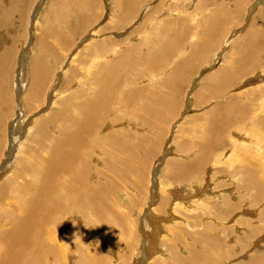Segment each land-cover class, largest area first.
<instances>
[{
	"label": "bare ground",
	"instance_id": "obj_1",
	"mask_svg": "<svg viewBox=\"0 0 264 264\" xmlns=\"http://www.w3.org/2000/svg\"><path fill=\"white\" fill-rule=\"evenodd\" d=\"M43 1L39 0V4L38 0L33 1V4L38 6L32 9L27 32H24L28 40H25L20 50L16 49L12 56V53L8 52L12 45H8L11 37L8 25H13V19L21 8L19 6L21 0H0V66L6 64L9 59L13 60L10 77L13 75L14 64L21 50L25 49L23 53L21 52L24 60H27L26 53L28 56L33 52V46L31 49L28 48V41H31L29 39L33 41L36 21L41 17L42 8L44 9L49 2ZM91 1L53 0L52 5L57 8L56 14L45 13L44 17L53 18V23H57L66 16L70 18L76 10L65 13L66 8L69 11L70 7L77 8L80 2L82 11L85 10L86 13ZM107 1L112 3V0ZM113 1L115 2V8L112 9L113 17L109 13L106 15L109 16V20L112 18L111 22L106 20L100 30L95 28L105 20L104 15L99 23L88 29L92 30L88 32V36L82 37L77 43L74 42L76 44L74 47L71 46L66 55L69 60L72 59V63L66 64L62 71L70 67L64 78V85L69 80L67 78H70L68 76L73 77V80L75 78L78 84L67 87L66 91L62 90V87L58 88L59 90L55 92L53 100H58L61 108L51 114L54 102L50 99L49 104L52 105L48 104L50 110L44 115L41 114L47 105L42 112H38L39 104L35 106L34 102L38 103L41 88L38 86V75L33 73L35 77L31 79L30 76L29 91L25 100L28 108H36L35 113H38L36 115L34 113L27 120L30 121V126L26 136L13 138L14 133H10L9 140L5 142L4 139L3 142L1 140L4 149L0 145V264H264V75L255 73L249 80L245 79V84L243 83L244 85L235 92H227L226 88L225 90L222 88L225 94H221V90L218 89L220 95L213 98L212 105L219 112L222 111V114L226 113L227 118L219 120L220 127L215 133L216 137L202 141V144L193 140L195 134L200 132L199 125L196 124L200 114L197 117L188 115L178 124L175 123L177 120L172 121L165 137L168 138L171 130L178 128L173 138L176 142L171 145L172 150L169 145L167 148L165 143L161 150L159 149V154L156 155L157 152L153 151L156 156L153 155L151 160L159 162L162 166L163 161L159 157L162 149H165V153L170 150L172 153L166 158L163 169H159L158 165L152 167L154 162H151L152 166L149 168L153 169L149 174L147 168L146 171L137 169L136 165L145 154L142 150L143 143L147 150L151 151L160 145V138L154 139L151 144L142 142L148 140L146 134L142 135L144 130L145 133L148 131L146 132L145 121L141 116H136L150 105L141 104L144 99L140 95L133 96L132 91L134 83L138 86L146 83L147 89L151 87L148 90L151 93L153 87L161 80L160 72L157 71L162 68V63L161 68L154 71L155 68L152 67L154 62L151 60L153 53L148 50L144 53L145 48L142 47L143 42H140V39L147 37L149 33L154 34L147 40V46L152 45L155 48L154 56L163 50L156 45L159 44L158 35L162 34V29L170 25L169 20H166L169 12L163 14L167 1L170 3L175 1L188 9L189 14L181 16V18L190 16L191 20L188 21H192L196 16L205 17L203 22L207 31L203 38L206 46L214 43L218 35H222L219 44L215 45L216 56L219 53L224 55L223 48L226 49L228 45L237 48L253 42L255 45L251 47L252 50L256 48L258 53L264 55V26L257 24L258 20L264 19V8L255 13L244 35L234 40L232 36L243 31L238 29L244 25L248 4L255 0ZM100 4L98 6H101ZM259 5L263 6L264 0L258 1ZM7 9H10V14H7ZM140 15L141 22L138 21ZM19 17L23 21L24 15ZM99 17L97 15L94 21L97 22ZM224 21L230 22L232 28L221 32ZM127 25H131V30L130 32L128 30L127 37L122 41L101 40L100 36L107 31H116L113 29ZM54 32L53 28L52 34L50 32L53 37ZM163 38L162 42L168 47L167 37ZM128 39L127 43L138 49L130 51L131 54L125 56L127 52H123V46L127 45L125 41ZM82 40L84 45H81ZM79 44L82 48L78 46ZM203 50L206 49L201 48V51ZM48 51L46 42L44 51L38 57L35 55L36 59H43ZM186 51L187 49L182 50V53L186 55ZM90 52L92 54L97 52V55L87 66L84 67L83 62L75 66L76 61L83 60ZM165 55L167 52L163 56ZM249 55L245 54L243 63L249 62L251 56ZM240 56L238 60H242ZM180 57V60L183 59ZM127 58L131 63H126ZM139 58H142L141 61ZM189 59L184 58V61L177 65L183 63L186 66L190 63ZM135 61L143 62L144 66ZM263 63L264 58L258 63L253 60L247 67L238 66L233 71L227 70L228 66L221 70L220 63L212 72L214 74L210 79L212 77L213 85L216 81L223 83L222 79L225 77L228 79L232 76V79H236L241 74L254 73L252 71L257 68L264 69ZM19 65L16 74L17 92L21 91L24 85L27 86L22 80L25 79L22 74L24 64L21 62ZM76 67L78 76H75ZM181 68L185 71L186 67ZM178 72L176 71V74ZM2 74L0 71V76ZM12 79L6 84L8 86L0 88V129L9 127L10 131L14 132L12 131L16 124L14 122L21 119L24 112L19 105L18 118L14 117L16 106L12 97ZM226 79V82L231 80ZM3 80L7 82L6 79ZM3 80L0 78V86L5 84ZM9 83L11 103L8 100ZM177 85L179 84L176 82L172 87L177 88ZM227 87L229 89V86ZM209 88L213 90L212 84ZM61 90L65 91L64 94L60 93ZM210 93L212 95V91ZM160 94L161 92L159 96ZM193 94L195 95L194 92ZM224 95H227V99L223 97ZM209 97V100L200 98L199 101L193 98L197 100L198 107H204L207 105L206 101H210L211 104V96ZM23 99L24 97L22 101ZM152 109L151 107L150 111ZM213 114L215 116V113L211 115ZM201 121L202 118L200 124ZM210 121L214 119L211 117ZM162 122L157 126L164 127ZM20 123L22 124L21 120L17 122V126ZM216 124L217 122L213 126ZM213 132L214 129H210L209 134ZM6 134L5 131L0 135L6 137ZM181 137H185L187 141L179 142ZM226 141L230 145L229 148L224 143Z\"/></svg>",
	"mask_w": 264,
	"mask_h": 264
},
{
	"label": "rangeland",
	"instance_id": "obj_2",
	"mask_svg": "<svg viewBox=\"0 0 264 264\" xmlns=\"http://www.w3.org/2000/svg\"><path fill=\"white\" fill-rule=\"evenodd\" d=\"M33 1L34 0H21V2H19V6L21 7L20 8V11L16 14V18H14L13 19V22H12V24L13 25H8V23H6L7 25H8V28H9V30H10V33H11V37H10V41H12V43H9L8 42V45H10V44H12L11 45V47H10V49H9V53H12V56H13V52H16V49L18 50V48H19V50H20V47L23 45V43L25 42V40L27 41L28 40V37H26L25 38V36H26V32H27V30H26V28L28 27V23H29V20H30V18H31V15H32V13L31 12H33V10L34 9H36L35 7H37L38 5L37 4H39V0H38V2H37V6H35L34 4H33ZM46 0H44L43 2H45ZM53 1V0H52ZM52 1L50 2V0H49V2L46 4V6L44 7V9L42 8V11H41V17H40V19H38L36 22V27H35V35H34V37H33V41H32V39H29V40H31L30 42L28 41V48H32V46H33V52H32V54L31 55H28L27 56V53L25 54V56L27 57L26 59L27 60H24L23 58H22V56H21V52L22 51H24L25 49L23 48L22 50H21V52H20V54L18 55V59L16 60V62H15V64H14V70H13V75H12V77H10V74H11V63L13 62V60L12 59H9V61L5 64V63H3L1 66H3V67H1L0 66V71H2V73L4 74H2V76H0V78H2V80L3 79H6L7 80V82L5 81V80H3L4 81V83L5 84H3V85H1L0 86V88L3 86V87H6V86H8V85H6V84H8V82H11V79L13 80V82H12V97H13V100H14V104H15V106H16V108H15V118H18L17 117V114H18V111L20 110V107H21V109H22V112H24V114H23V117L21 118V119H19V120H21L22 121V124L20 123V125H18L17 126V122L19 121V120H16L15 122H14V127H13V130L12 131H14V132H11L10 130V128L8 127L7 129L6 128H1L0 129V134H3L5 131H6V137L5 136H1L0 135V137H2V139L0 138V142H1V140H2V142H3V139H4V142H5V140H9V137H10V133H14V137L13 138H16L17 136H21V137H24V136H26V134H27V130L29 129V126H30V124H29V122L27 121L28 119H30L31 118V116H33V114L35 113V109L36 108H31V109H29L28 108V106H27V103H26V100H25V98L27 97V94L26 93H28V91H29V84H30V76H31V79H33V76L35 77V75L37 74L38 75V86L41 88V94H39V96H38V103H35L34 102V104H35V106H37V104H39L38 105V108H37V110L40 108V110L38 111V112H42V110H43V108H46V106L50 103L49 102V100L51 99V101L52 102H54L52 105L54 106H52L51 104H49L50 106H52V111H51V114H53L55 111H57L58 109H60L61 107V105H59L58 103H59V101L58 100H53V96H54V94H55V92H57L61 87H62V90H64L65 89V91H66V89H67V87H69V86H72V87H74L76 84H78V83H76L77 82V80H75V78H74V80L72 79L73 77H71V76H68V77H70V78H67V79H69V80H71V81H69V80H67L66 81V84L64 85V78L67 76V71L69 70V68H68V70H65L64 72H62L63 71V69H64V67L66 66V64H70V63H72L71 62V60H69V57L67 58L66 57V55L69 53L68 51H70V48H71V46H73L74 47V45L77 43V42H79L80 40H81V38L82 37H86V36H88V34L92 31V30H88V29H90L91 27H93L95 24H97V23H99L100 22V20H101V18L104 16L105 18V20L103 21V22H101L100 24H98L95 28H97V29H101V27L104 25V23L106 22V20H107V22H111L110 20L112 19H110L109 20V16H106V15H108V13L109 14H112V17H113V13H114V8H115V2L112 0V3L110 2H108L107 0H92L91 1V4L89 3V5H88V8L89 9H86V13L84 12V11H82V8L80 7V2H79V7H77L76 8V6H74L73 8L74 9H72L71 7H70V11L67 9H65V13H69V12H72V10L74 11L75 9V12H73V15L70 17V18H68L67 16L64 18V19H62V20H60V21H58L56 24L55 23H53L54 22V19L53 18H50V17H48V19H46L44 16H45V13L47 14V13H50V14H52V15H55L56 14V10H57V8H54V6L52 5ZM55 1V0H54ZM89 1V0H88ZM96 1H98V2H96ZM158 1V0H157ZM258 1H260V0H255L254 2H251L250 4H248V6H247V9H246V13H245V18H244V25L240 28V29H238V30H242L243 29V31L242 32H240V34L239 35H235V36H232V38L235 40L236 38H238V37H240V36H242V35H244V33L246 32V30L248 29V26H249V24L251 23V21H252V19H253V17H254V15H255V13L259 10V9H261V8H264V5L262 6V5H259L258 6ZM107 2H108V4H107ZM94 3V5H92ZM101 3V4H100ZM95 4H96V6H95ZM101 5V6H98V5ZM176 4V5H175ZM104 5V6H103ZM178 4H177V2H175V1H173L172 3H170V2H166L165 4H164V9H163V14H167L168 12V14H167V16H168V19H166V20H169V22H170V25L167 27V28H163L162 29V34L160 33L159 35H158V37H159V41H158V43L159 44H157L156 46L158 47V48H160V47H162L163 48V50H161L158 54H156L155 56H154V50H155V48L154 47H152V45L151 46H147V40L148 39H150V38H152V36L154 35V34H151V33H149V34H147V37H145L144 36V38L141 40L140 39V42L142 41L143 42V45H142V47L143 48H145V50H144V53H146V51L148 50L149 52L151 51L153 54H151V60L154 62L153 63V68H155L156 69V66H157V68L158 69H154V71H157V70H159L160 68H161V63H162V68L159 70V71H157V72H160V78H161V80H162V82H161V80L159 81V83L155 86V87H153V91L150 93V92H148V90L149 89H151V87H149V89H147L148 87H147V84L146 83H143L141 86L139 85H137V83H134V90H132V91H134L133 93V96H138V95H140L141 96V98L142 99H144L142 102H141V104H143L144 103V105H150L149 107L147 106V109H144V110H141L140 111V113L139 114H137V116L136 117H140L141 116V118H142V120H144L145 121V125H146V132L147 133H145V130H144V133L142 134V135H145L146 134V137H147V141H143L142 140V142H145L146 144L147 143H152L153 141H155L157 138H160V145L159 146H156L155 147V149H153V150H147V147H146V145L143 143V146H142V150H143V152L145 153L144 154V157L142 158V160L140 161V163L138 164V165H136V168L137 169H143V170H147V173L149 174V172L150 171H152V167H156L155 165H158L159 167H157V168H159V169H163L164 168V165H165V161H167V159L166 158H168L169 156H170V154L172 153V147H171V145H172V143H174V142H176L175 140H173V138L175 137V133L178 131V128L177 129H175V130H171V132H170V134H169V137L168 138H165L166 137V135H167V132H168V128H169V126H170V124H171V122L172 121H174V120H177L175 123H177L178 124V122H180L183 118H185L186 116H188L189 115V117H191V116H199V114H200V116L199 117H197V121H196V124L197 125H199V130H200V132H199V134H195L196 136H195V138L193 137V140H196V142L197 143H199V144H202L201 142L202 141H208L209 140V138H213V137H216V134L215 133H217L218 132V130H219V127H220V119L223 121L224 119H226L227 118V116L225 115L226 113H223L222 114V111H218V109L216 108V107H213V103H214V97L216 96V97H218L220 94V91L218 90V89H220L221 90V94H225L224 93V91H223V89L225 90V88H226V90H228L227 92H229V91H233V92H235V91H237V89L238 88H241L242 87V85H244L245 84V82L247 81V80H249V78L250 77H252V76H254V74L255 73H262L263 75H264V69H261V68H257V69H255L256 70V72H255V70L254 71H252V72H254V73H250L249 75H245V74H241V75H239L238 76V78H236V79H232V76L231 77H229L228 79H226V77H225V79L227 80V81H229V79H231L230 80V82H226L225 81V79H222V82L223 83H220L221 81H216V83L214 84L215 86H216V88H215V86L213 85V79H212V77H211V79H210V76L212 75L213 76V74L214 73H212V72H214V70L219 66V64L220 63H222V64H220L221 66H223V67H221L220 66V69L222 70V69H224V67H227V70H229V71H233L236 67H238V68H240V67H242V68H244V67H247V64L249 65V63H250V61H253L254 60V62H256V63H258L259 62V60H261V59H263L264 58V55H261L260 53H258L257 52V50H256V48H255V50H252V48L251 47H253V45H255V43L253 44H245L243 47H241V46H238L237 48L236 47H233L232 45L231 46H229L228 45V47L225 49V47L223 48V51H224V55L222 54V53H219L217 56L216 55H214V52L216 51V49H217V47L215 46V45H217V43L219 44V41L221 40V37H222V35L220 34V35H218V37L215 39V42L214 43H211L209 46H206L205 44H204V36H205V34H206V32L205 31H207L206 29H205V24H204V22L203 21H205L204 19H205V17H201V16H196V18H194L192 21H188V20H191V18H190V16H188V17H182L181 18V16L182 15H185V13H188L189 14V10L188 9H186L185 7H183V6H180V5H178L179 6V8H178V6H177ZM32 7L31 9H30V7ZM34 6V7H33ZM64 6H65V3H64ZM108 6V7H107ZM110 6H112V7H110ZM252 6V7H251ZM101 7V8H100ZM81 8V9H80ZM102 8H103V10H102ZM106 8V9H105ZM111 8V9H110ZM33 9V10H32ZM109 9V10H108ZM113 9V10H112ZM175 9V10H174ZM180 9H181V11H182V9L183 10H186V11H180ZM32 10V11H31ZM91 10V11H90ZM93 10V11H92ZM108 10V11H107ZM111 10V11H110ZM168 10V11H167ZM22 11H23V13H22ZM67 11V12H66ZM95 11V12H94ZM113 11V12H112ZM178 11V12H177ZM84 12V13H83ZM88 12V13H87ZM175 13H177V14H175ZM3 14H5V13H2V15ZM7 14H10V9H7ZM89 14V15H88ZM20 15H24V18H23V21L20 19ZM30 15V16H29ZM97 15H99L100 17H99V19H98V21L97 22H95L94 20H96L97 19ZM90 16V17H89ZM93 16V17H92ZM19 17V18H18ZM77 17V18H76ZM108 17V18H107ZM140 18H138L139 20L138 21H142V15H140L139 16ZM96 18V19H95ZM188 18V19H187ZM208 18V17H207ZM91 19V20H90ZM209 19V18H208ZM262 20V21H261ZM49 21V22H48ZM63 21V22H62ZM68 21V22H67ZM93 21V22H92ZM174 21H177V22H174ZM209 21H211V19H209ZM171 22H174V23H171ZM189 22V23H188ZM192 22V23H191ZM263 22V23H262ZM181 23V24H180ZM196 23V24H195ZM227 24V25H226ZM257 24L259 25V26H264V19H260V20H258V22H257ZM263 24V25H262ZM53 25V26H52ZM133 25V24H132ZM232 24L230 23V22H225L224 21V23H223V28H222V31L221 32H226V31H228L229 29H230V27L232 28V26H231ZM226 26H229V27H226ZM195 27V28H194ZM197 27V28H196ZM200 27H201V29L202 30H200ZM7 28V29H8ZM54 28V30H55V32H54V37L51 35L52 34V29ZM128 28V29H127ZM125 29H126V31H125ZM46 30V31H45ZM57 30V31H56ZM113 30H116V31H112V30H109V31H107L106 33H104V34H102L101 36H100V38H101V40L102 39H109L110 41H122L124 38H126L127 37V33H128V30H129V32H130V30H131V25H127V26H125V27H121V28H117V29H113ZM144 30H145V28L143 29V33H144ZM187 30V31H186ZM195 30H196V32H195ZM199 30H200V33H199ZM238 30H236V31H238ZM22 31V32H21ZM235 31V32H236ZM25 32V33H24ZM46 32V33H45ZM50 32H51V34H50ZM89 32V33H88ZM110 32V33H109ZM122 32V33H121ZM126 32V33H125ZM203 32H205L204 34H203ZM37 33V34H36ZM194 33H195V35H194ZM120 34H121V36H120ZM30 35V33H29V28H28V36ZM124 35H125V37H124ZM114 36V37H113ZM151 36V37H150ZM164 36H166L167 37V39H166V43H167V46L168 47H166L165 46V44L162 42V40H164ZM84 37V38H85ZM192 37H193V39H192ZM198 37H200V38H198ZM204 37V38H203ZM84 38H83V40H84ZM228 38H230V36L228 37ZM227 38V39H228ZM130 39V38H129ZM129 39L128 40H126L125 41V43L127 44V45H124L123 46V52H127L126 53V55L125 56H127V55H130L131 54V52L130 51H132V50H136V49H138V47H135V46H133L132 44H128L127 42L129 41ZM226 39V40H227ZM232 39V40H233ZM62 40V41H61ZM82 40V41H83ZM226 40H225V42H226ZM40 41V42H39ZM50 41V42H49ZM76 41V43H74ZM81 41V42H82ZM151 41V40H150ZM47 42V46H48V49H49V51H48V54H46L45 55V57H42L43 59H41V60H37L36 59V56L38 57L41 53H42V51H44V48H45V43ZM80 42V43H81ZM99 42H100V40H99ZM50 43V44H49ZM43 44V45H42ZM61 44V45H60ZM85 43H84V41H83V43L81 44V45H84ZM258 44V43H257ZM6 45V44H5ZM81 45L79 44L78 46L79 47H81ZM211 45H214V46H211ZM78 46L76 47V49L78 48ZM128 46V47H127ZM139 47H141V45H138ZM146 46V47H145ZM211 46V47H210ZM247 46H248V50H247ZM72 47V48H73ZM148 47V48H147ZM152 47V48H151ZM207 47V48H206ZM249 47H250V49H251V51H250V49H249ZM82 48V47H81ZM201 48L202 49H206V50H203V51H201ZM210 50H209V49ZM236 48V49H235ZM242 48H244V49H242ZM43 49V50H42ZM76 49L74 50V52L76 51ZM80 49V48H79ZM185 49H187V51H186V55H184L183 53H182V50H185ZM190 49V50H189ZM198 49V50H197ZM12 50V51H11ZM166 50V51H165ZM170 50V51H169ZM200 50V51H199ZM231 50V51H230ZM233 50V51H232ZM237 50H239V51H237ZM241 50H245L244 52L243 51H241ZM168 51H169V53H168ZM180 51V52H179ZM212 51V52H211ZM249 51V52H248ZM252 51H254V52H252ZM121 52V51H120ZM165 52H167V55H165V56H163L164 54H165ZM198 52V53H197ZM207 52V53H206ZM232 52V53H231ZM238 52V53H237ZM23 53V52H22ZM37 53H38V55H37ZM164 53V54H163ZM171 53V54H170ZM192 53H194V54H192ZM236 53V54H235ZM250 54L249 56H250V59H249V62H245V63H243V59H245V54ZM33 54H34V56H33ZM171 56H170V55ZM175 54H177V56L175 55ZM180 54V55H179ZM183 54V55H182ZM188 54V55H187ZM192 54V55H191ZM201 54V55H200ZM204 54V55H203ZM221 54V55H220ZM235 54V55H234ZM64 55V56H63ZM96 55H97V52L96 53H94V54H92V52H90L87 56H85L84 58H83V60L81 59V60H78V62L76 61V64H75V66H78V64H80V62H83V66L85 67V66H87L90 62H91V60L93 59V58H95L96 57ZM170 57H169V56ZM174 57H173V56ZM190 55V56H189ZM210 55H213V56H210ZM239 55H241L240 57L242 58V60H238L239 59ZM88 56H89V58H88ZM91 56V57H90ZM182 57L183 59H179V57ZM188 56V57H187ZM193 56V57H192ZM199 58H197V57ZM224 56V57H223ZM226 56V57H225ZM229 56V57H228ZM243 56V57H242ZM67 58V60H65L66 58ZM180 57V58H181ZM213 57V58H212ZM109 57H104V59H108ZM117 58H118V56H117ZM144 58H146V56H144ZM163 58V59H162ZM184 58H192L191 60L189 59V66L186 64V66L183 64V63H181V65H177L178 63H180V61L181 62H183L184 61ZM195 60H194V59ZM212 58V59H211ZM214 58H215V60H214ZM218 58H220V59H218ZM254 58V59H253ZM141 59L142 58H139V60L141 61ZM147 59V58H146ZM161 59V60H160ZM165 59H166V61H165ZM202 59V60H201ZM235 59V60H234ZM258 60V61H255V60ZM10 60H11V62H10ZM63 60H64V62H63ZM69 60V62L67 63V61ZM160 60V61H159ZM179 60V61H178ZM183 60V61H182ZM192 60H194L193 61V63H191L192 62ZM205 60V61H204ZM18 61V62H17ZM125 61H126V63H131V61L127 58V59H125ZM172 61V62H171ZM178 61V62H177ZM219 61H220V63H219ZM222 61V62H221ZM224 61V62H223ZM225 61H226V63H225ZM10 62V64L8 65V63ZM23 63L24 64V71H23V76L25 77V79H22L23 81H25V83H26V85L27 86H25L24 85V88H22L21 89V95H20V97H18V95H17V89H16V87H17V85L16 84H18L17 83V71H18V68L20 67V63ZM27 62V63H26ZM42 62V63H41ZM133 62V61H132ZM136 63H138L139 65H141V66H144V64H143V62H139V61H135ZM171 62V63H170ZM14 63V62H13ZM12 63V64H13ZM38 63V64H37ZM64 63V64H63ZM160 63V64H159ZM210 63V64H209ZM233 63V64H232ZM62 64V66H60ZM157 64H159V65H157ZM175 65L176 67L174 68L172 65ZM183 64V65H182ZM196 64V65H195ZM202 64L204 65V67H202ZM217 64V65H216ZM15 65H16V67H15ZM226 65V66H225ZM241 65V66H240ZM244 65V66H243ZM263 65H264V63H263ZM46 66V67H45ZM68 66H70V65H68ZM159 66V67H158ZM166 66H168V67H166ZM177 66H178V68H177ZM181 66L183 67V68H185V71H186V73H185V71H184V69H182L181 68ZM208 66L210 67V68H208ZM233 66V67H232ZM202 67V68H201ZM77 68V67H76ZM170 68V69H169ZM174 68V70H172ZM177 68V69H176ZM189 68V69H188ZM194 68V69H193ZM196 68H198V69H196ZM207 68V69H206ZM212 68V69H211ZM7 69V70H6ZM175 69H176V71L178 72V70L180 71V72H178L177 74H176V71H175ZM196 69V70H195ZM202 70V71H201ZM212 70V71H211ZM238 70V69H237ZM165 71V72H164ZM184 71V72H183ZM189 71V72H188ZM199 71V72H198ZM209 71V72H208ZM262 71V72H261ZM16 72V73H15ZM169 72H171V73H169ZM175 72V74H173ZM205 73V74H203V73ZM206 72H207V74L208 75H206ZM238 72H239V70H238ZM35 74V75H32V74ZM161 73H162V75H161ZM164 73V74H163ZM166 73V74H165ZM197 73H199L198 75H197ZM211 73V74H210ZM30 74V75H29ZM66 74V75H65ZM180 74V75H179ZM181 74H183V75H181ZM210 74V75H209ZM253 74V75H252ZM166 75H170V77H167ZM174 75H176V76H174ZM185 75V76H184ZM202 75V76H201ZM14 76V77H13ZM27 76V77H26ZM75 76H78V68H77V75H75ZM143 76V75H142ZM149 76V75H148ZM152 76H154V75H151V77ZM165 76V77H164ZM181 76V77H180ZM188 76V77H187ZM201 76V77H200ZM243 76V77H242ZM7 77V78H6ZM63 77V78H62ZM163 77V78H162ZM174 77H176V79H174ZM202 77L205 79H202ZM208 77H209V79H208ZM241 77H242V79H241ZM16 78V79H15ZM29 78V79H28ZM166 78V79H165ZM171 78L174 80H171ZM191 78H192V80H191ZM206 78H207V81H206ZM169 79V80H168ZM180 79V80H179ZM245 79H246V81H245ZM142 80V78H140L139 79V81H141ZM197 80V81H196ZM209 80V81H208ZM16 81V82H15ZM21 81V80H20ZM68 81H69V84L70 85H68ZM205 81V82H204ZM165 82H166V84H165ZM176 82H177V84H179V85H177V88L176 87H172V84L175 86L176 85ZM180 82H182V83H180ZM191 83V84H189V83ZM213 82V83H212ZM54 83V84H53ZM171 84V86H170V84ZM208 83V84H207ZM212 84V86H213V90H211L209 87H211V84ZM219 83V84H218ZM244 83V84H243ZM146 84V85H145ZM201 84V85H200ZM222 85V87H220L221 85ZM224 84H225V86H224ZM231 84H232V86H231ZM16 85V86H15ZM53 85V86H52ZM68 85V86H67ZM182 85V86H181ZM188 85H189V87H188ZM208 85V86H207ZM220 85V86H219ZM237 85V86H236ZM50 86V87H49ZM60 86V87H59ZM179 86V87H178ZM188 87V89H187V87ZM198 86H199V89H198ZM201 86H203L202 88H201ZM217 86H219V88H217ZM227 86H229V89H227L228 87ZM2 87V88H3ZM165 89V90H161V89H163V88ZM231 87V88H230ZM26 88V89H25ZM47 88V89H46ZM59 88V89H58ZM139 90H138V89ZM215 88V89H214ZM223 88V89H222ZM160 89V90H159ZM167 89V90H166ZM173 89H175L174 91H173ZM196 89V90H195ZM201 89H203L202 91H201ZM206 89H207V91H206ZM210 89V90H209ZM247 89V88H246ZM9 90H10V83H9ZM47 90V91H46ZM60 91V93H62L63 91ZM136 90V91H135ZM146 90V91H145ZM157 90V91H156ZM177 90H178V92H177ZM198 90V91H197ZM19 91V90H18ZM45 91H46V93H45ZM64 91V92H65ZM199 91H201V92H199ZM210 91H212V95H211V93H210ZM10 92V94L8 95L9 97H8V100H9V102L11 103V101L12 100H10V99H12L11 98V90L9 91ZM64 92H63V94H64ZM146 92V93H145ZM155 92V93H154ZM161 92V96H159V93ZM193 92L195 93V95L193 94ZM197 92V93H196ZM206 92H209V94L208 93H206ZM226 92V93H227ZM48 93V94H47ZM138 93V94H137ZM201 93V94H200ZM203 93H205V94H203ZM158 94V95H157ZM198 94V95H197ZM203 94V95H202ZM208 94V95H207ZM215 94V95H214ZM46 95V96H45ZM186 95V96H185ZM193 95V96H192ZM199 95H202V96H199ZM52 96V97H51ZM144 96V97H143ZM146 96V97H145ZM149 98H148V97ZM155 96H158V97H160V98H158V97H155ZM178 96V97H177ZM184 96H185V98H184ZM199 96V97H198ZM209 96H211V104H210V101H206L207 102V105L206 106H208L207 108H212V109H207L206 108V106H197V104H198V102H197V100L199 101L200 100V98H203V99H207V100H209L210 99V97ZM213 96V97H212ZM24 97V99H23V101H22V98ZM163 97V98H162ZM166 97H168V98H166ZM190 97V98H189ZM196 98V99H194V98ZM206 97V98H205ZM208 97H209V99H208ZM223 97H226V99H227V95H224ZM44 98V99H43ZM46 98V99H45ZM151 98H153V99H151ZM157 98V99H156ZM193 98V99H192ZM230 98V97H229ZM19 99H20V102H19ZM162 101H161V100ZM168 99V100H167ZM226 99H224V100H226ZM161 101V102H159V101ZM167 100V101H166ZM195 100V101H194ZM237 100H239V99H237ZM45 101V102H44ZM173 101V102H172ZM190 101V102H189ZM193 101V102H192ZM154 102V103H153ZM192 102V103H191ZM195 102H196V104H195ZM233 102H236V100H233ZM44 103V104H43ZM47 103V104H46ZM56 103V104H55ZM163 104V106H162V104ZM174 103V104H173ZM61 104V103H60ZM189 104V105H188ZM19 105H21L20 107H18ZM24 105V106H23ZM27 107H26V106ZM47 106V108L43 111V113H41V114H46L49 110H50V106ZM162 106L161 108H159L160 106ZM195 105H196V107H195ZM159 106V107H158ZM190 106V107H189ZM48 107H49V109H48ZM151 107L153 108L151 111H150V109H151ZM17 108H18V110H17ZM26 108V109H25ZM56 108V109H55ZM189 108V109H188ZM199 109V111H198V109ZM48 109V110H47ZM54 110V111H53ZM190 110H192V111H190ZM213 110V111H212ZM160 111V112H159ZM164 113H163V112ZM194 111V112H193ZM196 111V112H195ZM202 111V112H201ZM224 111L226 112V110H225V108H224ZM31 112V113H30ZM37 112V113H38ZM147 112V113H146ZM175 112H178V113H175ZM199 112V113H198ZM202 114H201V113ZM209 112V113H208ZM37 113H35V115L37 114ZM196 113H197V115H196ZM212 113H215V116H214V114H213V116L211 115ZM217 113V114H216ZM219 113V114H218ZM49 115H51L50 114V112L48 113ZM168 114H170V115H168ZM175 114H176V116H175ZM194 114V115H193ZM26 115H28V116H26ZM34 115V116H35ZM163 115V116H162ZM164 115H167V116H164ZM207 115H209L208 117H207ZM143 116H144V119H143ZM221 116V117H220ZM26 117H28L27 119H26ZM113 117H115L114 115H113ZM169 117V118H168ZM179 117V118H178ZM195 117V118H196ZM207 117V118H206ZM212 117L213 119H214V121H210V118ZM153 118V119H152ZM168 118V119H167ZM202 118V121L205 119L206 120V122H202L201 121V124H200V119ZM216 118H217V120H216ZM223 118V119H222ZM115 119V118H114ZM148 119V120H147ZM172 119V120H171ZM13 121V119H10V121ZM34 120V119H33ZM116 120V119H115ZM151 120V121H150ZM216 120V121H215ZM9 121V122H10ZM11 121V122H12ZM163 121V122H162ZM10 122V123H11ZM161 122H162V124H164V127H161V126H157V125H160L161 124ZM212 122V124H210ZM217 122V124L215 125V126H213V124H215ZM219 122V123H218ZM154 123V124H153ZM203 124V125H202ZM23 125V126H22ZM28 125V126H27ZM154 125V126H153ZM210 125V126H209ZM17 126V127H16ZM206 126H208V127H206ZM218 128H217V127ZM28 127V128H27ZM153 127H155V128H153ZM171 127V126H170ZM213 127V128H212ZM203 129V131H202V129ZM6 129V130H5ZM20 129V130H19ZM153 129H156V130H153ZM208 129V130H207ZM210 129H214V132L210 135L209 134V131H210ZM24 130H26V131H24ZM205 130H206V132H205ZM19 132V133H18ZM26 132V133H25ZM148 135H152L151 137L150 136H148ZM153 137V139H151ZM203 137V138H202ZM207 137H208V139H207ZM185 137H181L180 138V140H179V142L180 141H187L186 139H184ZM199 138V139H198ZM155 139V140H154ZM168 139V140H167ZM207 139V140H206ZM167 141V142H166ZM2 142H1V146L3 147L4 145L2 144ZM166 143V147L168 148V145L171 147V152L169 151H166V153L164 152L165 151V149H162V151H161V154L159 155V157H161L162 158V161H163V164H162V166L160 165V163L159 162H155V160L153 161L154 162V164H153V166H152V164H151V162H152V160L151 159H153V155H155L154 153H153V151H155V153H156V155L157 154H159V152H160V148L161 147H163L164 146V144ZM226 145H227V147L229 148L230 147V145L228 144V142L226 141V142H224ZM5 144V143H4ZM8 145V144H7ZM163 145V146H162ZM226 145H224V146H226ZM3 149H4V147H3ZM160 149V150H159ZM2 150V149H1ZM157 150V151H156ZM167 152L169 153V154H167ZM227 152H230L229 150H227ZM167 154V155H165V154ZM155 155V156H156ZM150 157V158H149ZM158 157V158H159ZM164 157V158H163ZM146 158H147V160H146ZM146 160V161H145ZM151 160V161H150ZM152 162V163H153ZM149 163V164H148ZM150 165L152 166L151 168H149L150 167ZM145 166H147V167H145ZM139 167V168H138ZM163 167V168H162ZM147 168V169H146ZM150 169V170H149ZM150 179V178H149ZM207 180V179H206Z\"/></svg>",
	"mask_w": 264,
	"mask_h": 264
},
{
	"label": "water",
	"instance_id": "obj_3",
	"mask_svg": "<svg viewBox=\"0 0 264 264\" xmlns=\"http://www.w3.org/2000/svg\"><path fill=\"white\" fill-rule=\"evenodd\" d=\"M17 95H18V97H20V95H21V92L19 91V92H17Z\"/></svg>",
	"mask_w": 264,
	"mask_h": 264
}]
</instances>
